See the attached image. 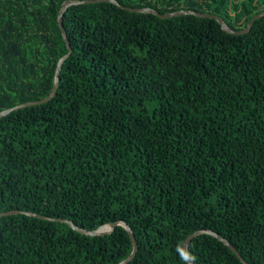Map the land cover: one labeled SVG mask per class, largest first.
I'll return each mask as SVG.
<instances>
[{
    "label": "trees",
    "instance_id": "trees-1",
    "mask_svg": "<svg viewBox=\"0 0 264 264\" xmlns=\"http://www.w3.org/2000/svg\"><path fill=\"white\" fill-rule=\"evenodd\" d=\"M64 0H0V110L48 95ZM61 16L53 95L0 116V264H187L209 229L264 264V0H115ZM194 264H242L201 232Z\"/></svg>",
    "mask_w": 264,
    "mask_h": 264
},
{
    "label": "water",
    "instance_id": "water-1",
    "mask_svg": "<svg viewBox=\"0 0 264 264\" xmlns=\"http://www.w3.org/2000/svg\"><path fill=\"white\" fill-rule=\"evenodd\" d=\"M94 1H109V2L115 3L117 5H120L115 0H64V1H62L60 6H59V8H58V11H57L56 20H57V25L59 27V30H60V33H61V36H62V39H63V42H64V44L66 46L67 51H66V53L63 56L58 58V60L56 61L54 74H53V81H52V85H51V88H50V91H49L48 95L45 96L44 98L36 100V101H27V102H23L21 104H18L16 106H13V107H10V108H6V109H3V110H0V116L6 114L11 109L17 108L19 106H24V105H28V104H34V103H39V102L46 101L48 98H50L53 95V93L55 91V88H56V85H57L58 70H59L60 63L63 60V58L65 56H67L69 54V52H70V47L68 45V42H67V39H66V35H65V32H64V30L62 28V24H61L62 13L66 9V7L69 6V5L78 4V3H84V2H94ZM124 8L127 9V10H130V11L153 13V14L157 15L160 18L170 17V16H174V15H180V14H184V13H190V14H194V15H197V16H200V17H211L214 20H216V22L219 24V26H220V28L222 30H224L225 32L231 33V34H240V33H243L245 31H247L248 28L250 27L251 22L254 19L259 18V17L264 15V10H261L260 12L252 15V17L246 23L245 27H243L242 29L233 30V29L229 28L228 25L220 17H218L217 15H214V14L201 13V12H196V11H192V10H176V11L165 12V13L160 14V13L156 12L154 9L149 8V7H135V8L124 7ZM17 212H23V213H25L27 215H32V216H37V217L39 216L40 217V215L35 214V213H31V212H27V211H17V210H8V211H5V212H0V215H7V214H12V213H17ZM56 220L67 222L68 225L72 229L76 230L77 232H79L81 234H86V235H103V234L111 232L115 225L122 226L123 229L126 231L129 239H130L131 250L127 254L126 257H124L123 259L119 260L116 264H124V263H126L128 260H130L132 258V256L134 255V252L136 251V245H135L131 230H130L129 226L123 221H120V220L112 221V222L104 223V224L96 227L95 229L86 230V229H82L80 227L75 226L69 220H65V219H61V218H58ZM201 232L210 234V235L214 236L215 238H217L218 240H220L226 247H228V249L231 252H233L237 256V258L240 260V262L242 264H248L246 261H244L241 258V256L237 253V251L234 249V247L227 240H225L223 237H221L220 235L216 234L215 232H213V231H211L209 229L195 230V231L191 232L190 234H188L184 238V240L182 242V248L185 251H187V243H188V241L194 235H196L198 233H201ZM187 264H194V263H193V261L189 260V261H187Z\"/></svg>",
    "mask_w": 264,
    "mask_h": 264
},
{
    "label": "clouds",
    "instance_id": "clouds-1",
    "mask_svg": "<svg viewBox=\"0 0 264 264\" xmlns=\"http://www.w3.org/2000/svg\"><path fill=\"white\" fill-rule=\"evenodd\" d=\"M178 251L180 252V255H181V258L184 260V261H195V257L191 255L190 252H187L185 251L183 248H178Z\"/></svg>",
    "mask_w": 264,
    "mask_h": 264
}]
</instances>
